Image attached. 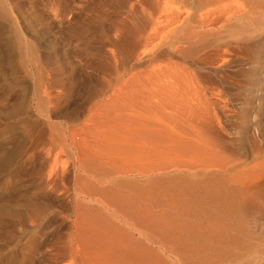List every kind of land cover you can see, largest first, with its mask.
Here are the masks:
<instances>
[{
    "label": "rangeland",
    "instance_id": "obj_1",
    "mask_svg": "<svg viewBox=\"0 0 264 264\" xmlns=\"http://www.w3.org/2000/svg\"><path fill=\"white\" fill-rule=\"evenodd\" d=\"M169 63L209 167L141 111ZM0 264H264V0H0Z\"/></svg>",
    "mask_w": 264,
    "mask_h": 264
},
{
    "label": "bare ground",
    "instance_id": "obj_2",
    "mask_svg": "<svg viewBox=\"0 0 264 264\" xmlns=\"http://www.w3.org/2000/svg\"><path fill=\"white\" fill-rule=\"evenodd\" d=\"M176 52L179 53L177 50ZM171 64L169 63L166 66L167 75L164 92L162 95L163 99L161 98L160 101L156 102H153V99H145L146 101L143 102L145 107L142 108L141 106H143V104L141 103L144 100H142L141 103L137 102L141 105L140 108L142 110L138 108L139 105L136 106H138L137 108L139 110L144 111V113L147 114L146 116L149 121L153 119L152 117H154V115H156L152 110H155L156 108L160 109L161 113L158 114V116L161 115L159 124L161 126V130H163L161 132H164L165 151L167 155L171 154V158L168 160L169 168L175 167V169H180L181 167L185 168V166L192 169L199 166L209 167L208 163H204V161L200 162V164L196 161H192L187 164L182 159V154L185 156V153H192L190 155L193 157H200V154L205 153L204 148H208V144L213 140H209L210 138L208 136L209 134H207L208 132L206 133L205 131H202V129H204V120L211 118L209 105L205 100L206 96L204 95V97L202 94V91L205 90H203L200 85H198L199 87L195 86L194 82L196 79L194 82L193 79L190 81L192 78L191 76V78L189 77L188 80L185 78L184 81L181 77V74L179 75L178 73L173 72L174 70L171 69L173 65L171 66ZM176 72L178 71L176 70ZM146 94L151 95L149 93ZM146 94L144 96H147ZM151 97L155 98L153 94ZM158 109H156L155 113L158 111ZM155 122H157L156 118ZM158 129L160 130V128ZM202 150L203 152H201ZM173 153H175L174 157L172 156Z\"/></svg>",
    "mask_w": 264,
    "mask_h": 264
}]
</instances>
